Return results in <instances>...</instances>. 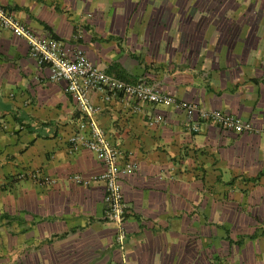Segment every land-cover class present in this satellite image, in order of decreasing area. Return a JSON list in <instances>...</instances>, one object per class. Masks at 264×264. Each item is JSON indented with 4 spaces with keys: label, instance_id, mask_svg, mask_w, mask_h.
<instances>
[{
    "label": "crops",
    "instance_id": "1",
    "mask_svg": "<svg viewBox=\"0 0 264 264\" xmlns=\"http://www.w3.org/2000/svg\"><path fill=\"white\" fill-rule=\"evenodd\" d=\"M0 5L38 36L81 46L117 79L251 126L239 134L173 107L91 94L118 165H138L121 181L120 247L104 185L72 181L103 168L70 149L79 114L65 84L0 29V264H264V0ZM154 116L163 122L150 127Z\"/></svg>",
    "mask_w": 264,
    "mask_h": 264
},
{
    "label": "built area",
    "instance_id": "2",
    "mask_svg": "<svg viewBox=\"0 0 264 264\" xmlns=\"http://www.w3.org/2000/svg\"><path fill=\"white\" fill-rule=\"evenodd\" d=\"M0 29L11 32L13 36L26 43L28 56L38 66L47 68L50 81L65 84V93L75 103L79 114L76 131L69 138L70 149L89 151L103 168L99 176L86 179L73 176L72 181L83 186H88L94 181L104 185V216L108 222L114 224L116 243L120 247H123L126 236L124 223L128 213L121 181L123 177L134 173L138 165L130 157H127L122 165H118L121 152L97 126L95 115L99 110L93 105L91 94H98L104 102L130 99L136 104L176 107L184 109L188 114H197L201 120L215 123L226 131L239 134L251 131L250 124L242 122L237 117L217 110H197L194 105L177 103L174 97L161 93L154 85L142 80L123 81L103 72L90 61L81 46L75 45L68 48L62 40L38 36L1 5ZM74 39L73 41L77 42V39ZM162 122L161 116H154L148 120L147 124L152 127ZM41 180L46 181L44 178Z\"/></svg>",
    "mask_w": 264,
    "mask_h": 264
},
{
    "label": "rangeland",
    "instance_id": "3",
    "mask_svg": "<svg viewBox=\"0 0 264 264\" xmlns=\"http://www.w3.org/2000/svg\"><path fill=\"white\" fill-rule=\"evenodd\" d=\"M17 38V37H16ZM175 101L177 102V103H179L176 99H175ZM184 103V102H183ZM192 105V104H191ZM176 108V107H175ZM176 109H178V108H176ZM179 110H184V109H179ZM185 111V110H184ZM206 111V110H205ZM185 113H187L186 111H185ZM245 132H249V131H245ZM245 221H247V222H249V223H251V222H253L254 224L256 223V221L257 220H253V219H247V220H245ZM259 223V222H258ZM234 227H236V224H234Z\"/></svg>",
    "mask_w": 264,
    "mask_h": 264
}]
</instances>
